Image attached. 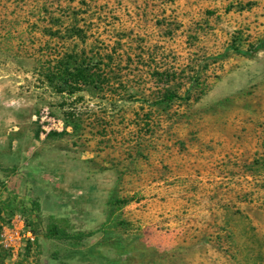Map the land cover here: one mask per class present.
<instances>
[{
    "label": "rangeland",
    "instance_id": "obj_1",
    "mask_svg": "<svg viewBox=\"0 0 264 264\" xmlns=\"http://www.w3.org/2000/svg\"><path fill=\"white\" fill-rule=\"evenodd\" d=\"M262 38L264 0H0V264H264Z\"/></svg>",
    "mask_w": 264,
    "mask_h": 264
},
{
    "label": "trees",
    "instance_id": "obj_2",
    "mask_svg": "<svg viewBox=\"0 0 264 264\" xmlns=\"http://www.w3.org/2000/svg\"><path fill=\"white\" fill-rule=\"evenodd\" d=\"M259 48H264V38L260 39L255 45L245 50L244 52L248 53L250 51H254ZM61 59H56L53 65L50 67L51 78L58 80L56 81L58 86H62V87L69 86L68 88H71L76 83H87L89 77H91V75L94 74L95 70L100 69L99 68L100 66H97L98 64L92 61V58L89 63L83 60L82 67L80 65L76 66L75 64V66H73L72 63L68 64L62 62ZM53 233L54 232L52 230H49L48 235H52ZM90 233L91 232H77L74 235H72V237L75 241H78L82 237L87 236Z\"/></svg>",
    "mask_w": 264,
    "mask_h": 264
},
{
    "label": "built area",
    "instance_id": "obj_3",
    "mask_svg": "<svg viewBox=\"0 0 264 264\" xmlns=\"http://www.w3.org/2000/svg\"><path fill=\"white\" fill-rule=\"evenodd\" d=\"M26 236H28L30 239H33V236L30 234V232H27ZM1 237H3L2 243L5 249L16 250V248L19 246L21 233L18 230H7L1 234Z\"/></svg>",
    "mask_w": 264,
    "mask_h": 264
}]
</instances>
